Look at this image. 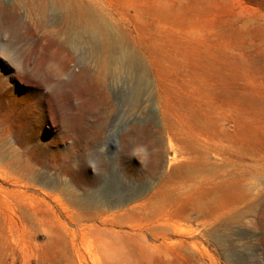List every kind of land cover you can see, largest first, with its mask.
<instances>
[{
  "label": "rangeland",
  "instance_id": "1",
  "mask_svg": "<svg viewBox=\"0 0 264 264\" xmlns=\"http://www.w3.org/2000/svg\"><path fill=\"white\" fill-rule=\"evenodd\" d=\"M0 264H264V0H0Z\"/></svg>",
  "mask_w": 264,
  "mask_h": 264
},
{
  "label": "bare ground",
  "instance_id": "2",
  "mask_svg": "<svg viewBox=\"0 0 264 264\" xmlns=\"http://www.w3.org/2000/svg\"><path fill=\"white\" fill-rule=\"evenodd\" d=\"M83 38H86L89 41L92 49L95 52H99V51L103 50V48L106 46V43L100 37L98 31L94 29L93 24H89V23L87 24V23L81 22L80 25H79V27H78V29H77V31L75 33H73V30H72L71 27L69 28L68 33H67V41L68 42H77V41H80ZM117 43H118L117 40H116V42L113 41V44H112L113 47H116ZM104 64L105 65L119 64L121 66H124L127 69H134L135 68V69L138 70L140 81L143 82L145 80L144 70L142 69V67H141L139 61L137 60V58L134 55H132L131 53H129V51H120V54L118 55L117 59L115 57L111 61H108L107 64L106 63H104ZM81 76H82V73H78V74L74 75L71 78V80L69 81V84L71 86L76 85L77 81L81 78ZM64 84L62 83V85H64ZM62 85H59V87L61 88ZM12 179H14L16 185H19V182L21 181V179H19L18 177H12ZM24 186L26 187V185H24ZM31 188H33V187H31ZM86 203L87 204H92L94 202L93 201H91V202L88 201ZM65 211L66 210H64V212ZM100 212L101 211H96L95 210V211L90 212L89 215H91V216H97V215H99ZM67 215H69V214H67Z\"/></svg>",
  "mask_w": 264,
  "mask_h": 264
},
{
  "label": "clouds",
  "instance_id": "3",
  "mask_svg": "<svg viewBox=\"0 0 264 264\" xmlns=\"http://www.w3.org/2000/svg\"><path fill=\"white\" fill-rule=\"evenodd\" d=\"M138 162H139L140 164H143V161L138 160Z\"/></svg>",
  "mask_w": 264,
  "mask_h": 264
}]
</instances>
